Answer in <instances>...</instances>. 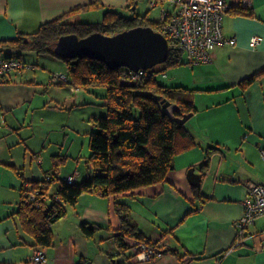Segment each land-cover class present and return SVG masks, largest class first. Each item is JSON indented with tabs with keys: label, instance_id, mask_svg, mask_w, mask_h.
I'll use <instances>...</instances> for the list:
<instances>
[{
	"label": "crops",
	"instance_id": "obj_1",
	"mask_svg": "<svg viewBox=\"0 0 264 264\" xmlns=\"http://www.w3.org/2000/svg\"><path fill=\"white\" fill-rule=\"evenodd\" d=\"M96 1L110 9L129 4V0H0V40L34 33L63 15L71 22H87L79 18L87 12L104 17L101 8L76 11ZM227 1L230 9L244 5L254 12L249 16L229 9L225 14L224 34L236 37V44L215 46L208 63L190 64L185 57L186 63L168 69L159 81L193 92L197 110L187 126L198 144L175 156L165 183L109 197L86 192L75 205H67V214L52 227L53 244L46 247L44 264H264V215L245 231L244 243L236 244V223L244 213L248 183L264 184V74L243 85L264 72V0ZM163 10L172 12L175 6L168 1ZM253 36L262 37L256 46L251 45ZM28 53L37 63L21 59L35 66L0 77V264H31L30 257L40 248L14 215L23 184L52 175L54 156L65 161L49 192L58 191L60 181L77 168L81 183L89 175L95 119L107 115L105 90L53 83L56 70L67 73L59 69L60 59ZM213 144L224 153L216 149L203 171L206 149ZM191 167L204 178L200 184L204 201L196 197V186L188 177ZM116 201L131 207L139 228L161 251L155 259L144 261L130 243L126 250L118 246L122 222ZM84 222L99 228L88 236ZM173 250L189 255L181 258Z\"/></svg>",
	"mask_w": 264,
	"mask_h": 264
},
{
	"label": "trees",
	"instance_id": "obj_2",
	"mask_svg": "<svg viewBox=\"0 0 264 264\" xmlns=\"http://www.w3.org/2000/svg\"><path fill=\"white\" fill-rule=\"evenodd\" d=\"M141 1L129 0L128 6L120 9L105 8L101 2H92L79 7L76 11L104 9V17L101 21L71 22L66 19V15H63L44 23L34 33H21L17 38L0 40V54L9 51L5 57L23 61L21 58L24 53L34 51L38 55L51 54L63 60L66 63L69 78L68 81L61 82L62 84L70 83L79 88L94 85L107 87V115L95 119V130L90 136L91 154L87 160L89 176H86L81 183L74 184L67 183L64 179L60 181L59 189L55 194L49 192L51 184L57 180L56 178L54 180L58 174L56 172L65 161L64 158L54 156L50 180H47L48 174L43 181H26L32 183L34 187H41V190L44 188L41 192L48 193L50 200L37 206L23 196L24 184L22 186V201L14 215L18 217L20 225L35 239L40 248L53 244V225L67 214V205H75L83 193L93 192L109 197L165 183L169 173L174 169L175 156L198 144L187 122L185 124L176 122L166 112L162 100L158 98L161 96L172 104L178 105L175 116L195 113L197 110L191 90L181 86H166L157 78V73L166 72L169 68L186 63L184 51L175 40L168 38L170 50L165 66L161 69L152 68V75L137 80L131 79L127 73L128 70L123 67L112 69L98 59L90 57L70 59L55 53L57 40L67 34L84 37L94 32H103L105 35H114L137 26H151L156 31L162 32L165 21L152 19L151 11L138 12L137 8ZM156 1L159 4L169 0ZM229 11L249 16H253L254 13L251 8L244 5L233 6ZM127 12L130 13L127 14ZM109 23H114V26ZM8 74L0 75V77ZM263 74L264 72H261L246 79L243 85L246 87ZM125 81L129 83L126 84ZM179 112L182 113L179 114ZM216 149H218L217 146H210L206 150L203 169L208 167L207 163ZM195 189L197 198H201L202 201L207 199L201 195V186H196ZM115 210L122 222L120 232L116 235V242L122 250L130 247L126 238H135L156 247L155 243L139 228L129 205L116 201ZM82 226L88 236L93 235L99 228L89 222H84ZM173 252L181 258L189 255L186 253L181 256L175 250Z\"/></svg>",
	"mask_w": 264,
	"mask_h": 264
},
{
	"label": "built area",
	"instance_id": "obj_3",
	"mask_svg": "<svg viewBox=\"0 0 264 264\" xmlns=\"http://www.w3.org/2000/svg\"><path fill=\"white\" fill-rule=\"evenodd\" d=\"M245 0L244 2L247 3ZM175 6L172 12L162 10L160 19L165 21L163 31L168 38L175 40L178 46L188 54L190 64L209 62L211 50L220 44H236V37H227L223 30V20L226 12L231 7L227 0H169ZM152 5H156V0H151ZM262 40L260 36L251 38V45L256 46ZM18 58L0 56V75H5L15 70L31 68ZM128 70L129 77L137 80L141 77L153 74L152 68L139 69L137 71ZM165 73V72H163ZM66 72H55L52 75L54 83L68 81ZM264 156V154H263ZM81 176L80 170L66 176L67 183L74 184ZM51 176H47L50 180ZM41 187H34L30 182H25L23 186V196L37 206L50 200L48 193L42 194ZM56 199H59L56 197ZM244 213L237 221L236 226L237 242L243 244L246 238L245 231L253 225L257 218L264 215V184L260 182L248 183V193L243 200ZM131 247L140 253L144 261L155 259L161 251L154 246L141 242L135 238H126ZM47 249L38 248L30 257L31 264H44L47 261Z\"/></svg>",
	"mask_w": 264,
	"mask_h": 264
},
{
	"label": "water",
	"instance_id": "obj_4",
	"mask_svg": "<svg viewBox=\"0 0 264 264\" xmlns=\"http://www.w3.org/2000/svg\"><path fill=\"white\" fill-rule=\"evenodd\" d=\"M55 53L64 58L90 57L105 62L110 68L128 67L131 70L150 69L166 62L169 56L170 43L168 37L151 26H137L114 35L94 32L85 37L77 34L61 36ZM128 84V81H125ZM162 100L166 112L179 124H184L194 113L175 116L178 106L166 98ZM188 177L194 186L202 182L201 173L194 167L188 171Z\"/></svg>",
	"mask_w": 264,
	"mask_h": 264
},
{
	"label": "rangeland",
	"instance_id": "obj_5",
	"mask_svg": "<svg viewBox=\"0 0 264 264\" xmlns=\"http://www.w3.org/2000/svg\"><path fill=\"white\" fill-rule=\"evenodd\" d=\"M247 2H249V1H247ZM164 2H160L159 4H156V5H152L151 3H150V1L148 2V1H146V0H142L141 2H140V6H138V12H143V13H146L147 11H151L150 12V17L152 18V19H155V20H160V14H161V10H163V8L165 7V6H167L168 5V1L166 2V3H164ZM230 9V8H229ZM228 9V10H229ZM95 13V14H94ZM130 12H127V14H129ZM227 13V12H226ZM93 14V15H92ZM103 14L102 13H100L99 15H96V12H87V13H84V14H82L79 18H81L80 20H89V22H97V19H100V21H101V19H102V16ZM28 52H30V51H28ZM28 52H26V53H24L23 54V58L25 59V60H30L31 62H34V63H37V61H36V57L34 56V55H31V54H29ZM39 56V55H38ZM42 57H44V58H46V57H50L49 55H47V54H40V58H42ZM185 57H188V54L186 53V52H184V58ZM44 58H42V59H44ZM48 59V58H47ZM211 59V58H210ZM60 61H61V63H60V67H59V69H61V70H67V68H66V63L63 61V60H61L60 59ZM43 62H45V60H43ZM165 63V62H164ZM164 63H161V64H159V65H156L155 67H153V68H155V69H161L163 66H165V64ZM205 63H208V62H205ZM31 66L33 67V65L31 64ZM35 66V65H34ZM170 69V68H169ZM55 72H64V71H60V70H56ZM54 72V73H55ZM53 73V74H54ZM52 74V75H53ZM165 76H167V70H166V72L165 73H163V72H160L159 74L157 73V77H158V79H159V81H162V80H164L165 79ZM51 81H52V77H51ZM53 82V81H52ZM54 83V82H53ZM57 85H59V84H57ZM72 85V84H71ZM72 86H74V85H72ZM66 87H68L69 88V85H66ZM106 86H94V87H92V89H95V90H99V91H106V93H107V90H106V88H105ZM84 89V88H83ZM84 90H86V89H84ZM80 93H82V92H80ZM54 161V160H53ZM81 164L83 165V167H85V164H84V162H81ZM78 170H80L79 168H77V170L76 171H78ZM76 171H74V172H76ZM73 172V173H74Z\"/></svg>",
	"mask_w": 264,
	"mask_h": 264
},
{
	"label": "bare ground",
	"instance_id": "obj_6",
	"mask_svg": "<svg viewBox=\"0 0 264 264\" xmlns=\"http://www.w3.org/2000/svg\"><path fill=\"white\" fill-rule=\"evenodd\" d=\"M98 20V19H97ZM89 21V20H88ZM78 22H80V21H78ZM115 22H116V20H115ZM108 23V22H107ZM92 24H94V23H92ZM102 24H103V22H102ZM106 24V23H105ZM105 24H104V26H105ZM110 24V23H109ZM114 23H111L110 25H113ZM110 25H108V26H110ZM116 25H117V23H116ZM114 26V25H113ZM114 28V27H113ZM103 33V32H102ZM116 34V33H115ZM107 35V34H106ZM85 37V36H84ZM58 41V40H57ZM56 45V44H55ZM9 53V52H8ZM2 54H4V52L2 53ZM0 56H1V54H0ZM5 57V56H4ZM71 59V58H70ZM159 65V64H158ZM34 66V65H33ZM124 68V67H123ZM156 68V67H155ZM11 73V72H10ZM123 82V81H122ZM74 89V88H73ZM79 89V88H78ZM80 90V89H79ZM78 90V91H79ZM83 91V90H82ZM92 94V93H91ZM94 99V98H93ZM178 106V105H177ZM164 108V107H163ZM180 113H182V112H179V114ZM177 116V115H176ZM190 120V119H189ZM93 122V121H92ZM185 124V123H184ZM90 135V134H89ZM213 145H215L216 146V144H213ZM198 146V145H197ZM211 146V145H210ZM218 147V146H217ZM206 148V147H205ZM220 147H218V149H219ZM207 150V149H206ZM221 150V149H220ZM222 151V150H221ZM216 152V151H215ZM221 153V152H220ZM222 153H224L223 151H222ZM219 154V153H218ZM215 156V155H214ZM210 157V156H209ZM211 158V157H210ZM215 158V157H214ZM219 158V157H218ZM223 158V157H222ZM87 159V158H86ZM220 159V158H219ZM217 161V160H216ZM219 161V160H218ZM79 162V161H78ZM212 163H213V161H211ZM222 163V162H221ZM212 165V164H211ZM204 167V166H203ZM63 168V167H62ZM207 168V167H206ZM85 169V168H84ZM199 170V169H198ZM202 170L204 171L205 169H203L202 168ZM197 171V170H196ZM202 171V172H203ZM206 172V171H205ZM214 172H215V170H214ZM217 172V171H216ZM56 173H58V172H56ZM85 173H86V171H85ZM49 174V173H48ZM50 175V174H49ZM46 176V175H45ZM89 176V175H88ZM203 177V176H202ZM52 178V177H51ZM223 178V177H222ZM59 179V178H58ZM204 179V178H203ZM203 179H201V180H203ZM45 180V179H44ZM55 180V179H54ZM229 180H230V178H229ZM29 181V180H28ZM204 182V181H203ZM56 183V182H55ZM202 183V182H201ZM32 184V183H31ZM54 185V184H53ZM57 185V184H56ZM192 185V184H191ZM34 186V185H33ZM59 186V185H58ZM200 186V185H199ZM43 187V186H42ZM42 189V188H41ZM194 189V188H193ZM197 189V188H196ZM196 189H194V190H196ZM199 189V188H198ZM44 191V188H43V190H42V192ZM46 192V191H45ZM57 192V191H56ZM45 194V193H44ZM55 194V193H54ZM58 194V193H57ZM87 194V193H86ZM243 204V203H242ZM244 207V206H243Z\"/></svg>",
	"mask_w": 264,
	"mask_h": 264
}]
</instances>
